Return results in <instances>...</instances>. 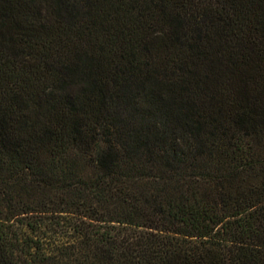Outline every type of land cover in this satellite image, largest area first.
I'll return each instance as SVG.
<instances>
[{"label": "trees", "instance_id": "obj_1", "mask_svg": "<svg viewBox=\"0 0 264 264\" xmlns=\"http://www.w3.org/2000/svg\"><path fill=\"white\" fill-rule=\"evenodd\" d=\"M0 264H264V0H0Z\"/></svg>", "mask_w": 264, "mask_h": 264}]
</instances>
